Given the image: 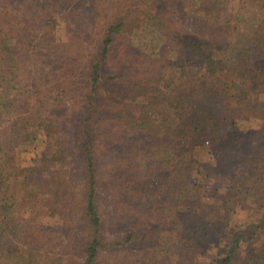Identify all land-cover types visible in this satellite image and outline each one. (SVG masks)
<instances>
[{"label":"trees","instance_id":"16d2710c","mask_svg":"<svg viewBox=\"0 0 264 264\" xmlns=\"http://www.w3.org/2000/svg\"><path fill=\"white\" fill-rule=\"evenodd\" d=\"M0 264H264V0H0Z\"/></svg>","mask_w":264,"mask_h":264},{"label":"rangeland","instance_id":"374dc122","mask_svg":"<svg viewBox=\"0 0 264 264\" xmlns=\"http://www.w3.org/2000/svg\"><path fill=\"white\" fill-rule=\"evenodd\" d=\"M134 40L135 42L141 46L142 48H144L147 51L150 52H156L164 47L163 45H166L165 42H161L160 40L158 41V39L153 35L152 31H151V27L148 24L143 23L142 25H140L134 32ZM34 148L30 147L29 149H24V147H18L17 148V161L20 164L23 165H28L31 162V159L34 155L33 153ZM200 158H205L204 154H199ZM209 185L212 183V181L208 180ZM213 185V184H212ZM211 185V188H212ZM191 187V186H190ZM197 188V187H194ZM198 189H196L194 192H197V194H200V190L197 191ZM208 194H211L209 190H207ZM205 196V195H204ZM247 214L241 210H239L233 218V221H237V222H243L245 219H247ZM48 219V220H47ZM47 222L49 224H51V218H46ZM177 243L178 240L177 239H172L170 240V242L165 243L162 245L161 249H162V253H167V252H173L174 250H176L177 247ZM245 248H247L246 244H243L242 247V252H244ZM220 249V247L214 249L215 252H218Z\"/></svg>","mask_w":264,"mask_h":264}]
</instances>
